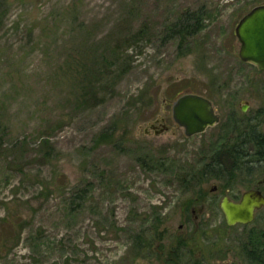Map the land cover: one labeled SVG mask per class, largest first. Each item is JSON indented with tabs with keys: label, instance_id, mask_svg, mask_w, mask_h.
Returning <instances> with one entry per match:
<instances>
[{
	"label": "rangeland",
	"instance_id": "1",
	"mask_svg": "<svg viewBox=\"0 0 264 264\" xmlns=\"http://www.w3.org/2000/svg\"><path fill=\"white\" fill-rule=\"evenodd\" d=\"M255 1H3L0 264H167L184 216L203 207L192 213L199 187L216 184L201 179L205 164L230 156L233 116L264 127V70L240 59L235 33ZM186 10L202 27L180 49L165 30ZM187 92L221 117L190 137L172 116ZM207 204L200 228L215 239L224 216Z\"/></svg>",
	"mask_w": 264,
	"mask_h": 264
},
{
	"label": "flooded vegetation",
	"instance_id": "2",
	"mask_svg": "<svg viewBox=\"0 0 264 264\" xmlns=\"http://www.w3.org/2000/svg\"><path fill=\"white\" fill-rule=\"evenodd\" d=\"M243 103L241 110L246 112L248 101L244 100ZM244 107H246L245 110H243ZM220 120L219 116V122ZM230 128L232 133L224 138L223 144L229 148L231 157H225L224 152L221 151L217 154L218 158L215 155L211 161L216 166L218 163L221 164V169L217 171V174L209 173L201 177L203 180L213 178L216 180V184L209 190L207 187H199L192 213L196 212V204L201 200L203 207L198 214L193 215V218L184 216L183 223L179 225L180 230L176 234L177 238L168 249L169 254L165 255L167 264H212L206 255L207 248L211 246L217 251L218 256L212 257L214 258L213 262L219 261L217 264H264V205L254 209L253 218L250 221H238L234 224L227 222L222 209V202L225 198L230 202L241 203L244 195L250 191L254 195L264 198V127L259 126V121L254 123L251 119L244 120L239 116H233ZM224 164H231L232 167H235L232 174H228L232 169ZM207 203L217 205V209L224 216L223 223L214 226L211 238L215 239H210L206 235L208 231H201L200 228L203 225V222L199 223L200 216L205 212ZM188 209L187 207L185 210ZM257 220L262 222V226L254 224ZM207 227L208 224L205 225V228ZM211 227H213L212 224ZM199 235L203 236L207 242L211 240L217 242L222 238L228 242L231 241L232 246H226L223 249L215 247V244H210L208 247L206 243L200 244V240L197 238ZM226 250L232 253H229V255L231 254L230 258L222 262L219 256L222 257L220 254L224 255ZM163 253L164 250H162Z\"/></svg>",
	"mask_w": 264,
	"mask_h": 264
},
{
	"label": "water",
	"instance_id": "3",
	"mask_svg": "<svg viewBox=\"0 0 264 264\" xmlns=\"http://www.w3.org/2000/svg\"><path fill=\"white\" fill-rule=\"evenodd\" d=\"M235 33L240 41L239 57L243 62L264 70V3L253 6L239 20ZM244 107L243 110H245ZM172 116L176 124L183 128L186 136L204 132L208 127L219 122L213 101L198 93L187 92L180 95L172 105ZM149 127L156 128L155 124ZM168 129L167 124L155 131V134ZM149 132V128L145 129ZM264 205V198L247 192L241 203L230 202L225 198L222 202L227 222L234 224L238 221L248 222L253 218L256 207Z\"/></svg>",
	"mask_w": 264,
	"mask_h": 264
},
{
	"label": "trees",
	"instance_id": "4",
	"mask_svg": "<svg viewBox=\"0 0 264 264\" xmlns=\"http://www.w3.org/2000/svg\"><path fill=\"white\" fill-rule=\"evenodd\" d=\"M3 1L4 0H0V26L3 24V20H4V12L1 13L2 7H3ZM264 0H256L254 2V6L257 4H261L263 3ZM201 12L198 11H191V10H186L185 12H183L174 22H172L170 25L167 26V29L165 30V34L167 35L168 38H175L179 40V47L180 49L184 47L185 43L189 41V38H191L192 36H194L202 27L201 24ZM142 30H138L136 31L134 34H141ZM105 134H107L108 132H103ZM111 134V133H110ZM108 135V134H107ZM0 146H2V143L0 141ZM216 157L218 158V155L215 154ZM214 155V157H215ZM221 169V164L219 165V163L217 164H207L205 166V173L206 174H217V171H219ZM82 191H79L76 195L75 198L76 199H82L84 198ZM7 221V222H6ZM3 222L7 223H11V220H9L8 218H4ZM18 234H15L14 240H20L22 232L20 230H17ZM13 234V235H14ZM12 236V235H11ZM10 236V237H11ZM1 238H0V242H1ZM9 243L7 241L4 242V240L0 243V252H2V249L4 248H9Z\"/></svg>",
	"mask_w": 264,
	"mask_h": 264
}]
</instances>
